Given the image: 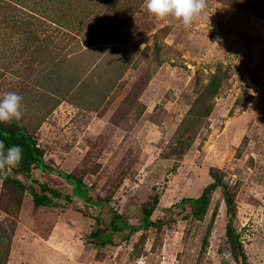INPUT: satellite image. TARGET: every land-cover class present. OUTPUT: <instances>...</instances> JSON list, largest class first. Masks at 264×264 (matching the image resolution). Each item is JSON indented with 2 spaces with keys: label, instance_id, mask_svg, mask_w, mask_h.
<instances>
[{
  "label": "rangeland",
  "instance_id": "1",
  "mask_svg": "<svg viewBox=\"0 0 264 264\" xmlns=\"http://www.w3.org/2000/svg\"><path fill=\"white\" fill-rule=\"evenodd\" d=\"M217 69L226 80L189 127ZM9 91L23 98L13 121L47 165L104 204L76 195L35 209L24 192L17 211L0 182V225L13 229L6 264H238L220 189L201 221L188 206L168 212L200 196L211 173L232 195L246 264H264V0H206L188 28L154 18L144 0H0V96ZM144 206L162 230L95 243L113 212L138 227Z\"/></svg>",
  "mask_w": 264,
  "mask_h": 264
},
{
  "label": "trees",
  "instance_id": "2",
  "mask_svg": "<svg viewBox=\"0 0 264 264\" xmlns=\"http://www.w3.org/2000/svg\"><path fill=\"white\" fill-rule=\"evenodd\" d=\"M227 71L216 70L214 75L210 77V81L204 88V96L200 100H197L193 108L189 111L191 120H189V127L195 126L198 121V117L201 113L198 110L202 107L204 98L210 99L215 96L221 88L223 82L226 80ZM207 105V103H206ZM211 114V108L206 107L202 116L208 118ZM196 118V121H195ZM0 141H3L5 146L19 145L23 149V159L17 168L10 170H0V182L4 189L9 191L12 195V202L15 204V209L18 211L22 205V196L24 192H27L29 198L32 200L33 208H57L59 206L68 205L71 202V196L76 195L83 196L80 200L85 204L93 208H99L104 202H95L89 196L88 187L82 182V179L74 175V173H68L58 168L47 165L44 159L43 151L38 147L34 141L33 134L25 127L17 126L14 121L0 123ZM85 172H81L83 175ZM212 174V183L203 189L200 196L194 199H182L178 205H173L168 209L171 218L176 214L179 209H184L188 206L190 209L191 217L195 220L201 221L208 206V195L220 189L222 199L225 204L228 213V223L226 235L229 242L233 245L234 255L238 264H246V257L243 251L242 243L239 241V236L236 234V230L233 225V201L232 195L228 192L227 187L223 184L222 177ZM57 178L59 181H63L66 187L55 182L51 179ZM71 189V190H70ZM69 191V192H68ZM154 205H157V199L154 201ZM7 215L9 211H5ZM88 217L93 216L98 222V215L94 216L91 210L83 212ZM113 218H108L107 227L105 232H100L95 236L94 241L99 247L114 246L111 241V234H119L125 230H129L130 233H124L122 239L129 238L132 233L139 232L141 230H148L150 228L157 231L162 230L167 223L162 220L151 221L152 210L144 206L141 212V225L138 227L129 226L126 221L119 216L116 212H113ZM13 229L7 228L4 225H0V264H6L10 255V246L12 239Z\"/></svg>",
  "mask_w": 264,
  "mask_h": 264
},
{
  "label": "clouds",
  "instance_id": "3",
  "mask_svg": "<svg viewBox=\"0 0 264 264\" xmlns=\"http://www.w3.org/2000/svg\"><path fill=\"white\" fill-rule=\"evenodd\" d=\"M147 12L158 20L173 18L185 28L201 16L206 8V0H144ZM22 96L9 91L0 96V123L22 119ZM23 159V149L19 145L6 147L0 141V170L17 168Z\"/></svg>",
  "mask_w": 264,
  "mask_h": 264
}]
</instances>
